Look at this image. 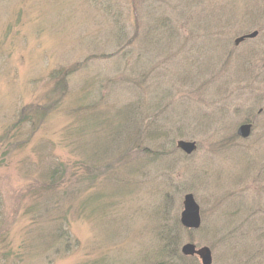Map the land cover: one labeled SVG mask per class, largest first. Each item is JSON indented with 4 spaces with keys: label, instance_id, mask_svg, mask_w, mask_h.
<instances>
[{
    "label": "rangeland",
    "instance_id": "obj_1",
    "mask_svg": "<svg viewBox=\"0 0 264 264\" xmlns=\"http://www.w3.org/2000/svg\"><path fill=\"white\" fill-rule=\"evenodd\" d=\"M187 243L264 264V0H0V264H200Z\"/></svg>",
    "mask_w": 264,
    "mask_h": 264
},
{
    "label": "water",
    "instance_id": "obj_2",
    "mask_svg": "<svg viewBox=\"0 0 264 264\" xmlns=\"http://www.w3.org/2000/svg\"><path fill=\"white\" fill-rule=\"evenodd\" d=\"M257 36V32H252L243 37L235 39L234 44H238L244 39H253ZM251 124H242L238 127L236 134L241 139L249 138L251 134ZM176 148L185 155H192L196 151V144L194 142H187L180 140L176 143ZM183 210L180 214V225L186 230H198L201 226L200 209L194 197L191 194H186L183 198ZM181 254L184 257H196L200 264H212L211 251L208 247L196 248L195 245L187 243L181 247Z\"/></svg>",
    "mask_w": 264,
    "mask_h": 264
},
{
    "label": "trees",
    "instance_id": "obj_3",
    "mask_svg": "<svg viewBox=\"0 0 264 264\" xmlns=\"http://www.w3.org/2000/svg\"><path fill=\"white\" fill-rule=\"evenodd\" d=\"M176 258H178V260H183L184 259V257L180 253H177L176 255H174V259L175 260H176Z\"/></svg>",
    "mask_w": 264,
    "mask_h": 264
}]
</instances>
